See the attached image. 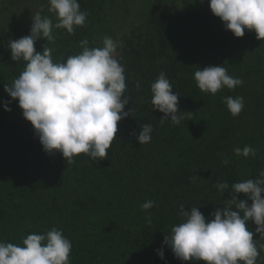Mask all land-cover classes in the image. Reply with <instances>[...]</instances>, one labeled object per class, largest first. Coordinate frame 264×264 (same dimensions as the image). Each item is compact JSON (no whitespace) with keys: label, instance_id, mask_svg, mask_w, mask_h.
<instances>
[{"label":"trees","instance_id":"16d2710c","mask_svg":"<svg viewBox=\"0 0 264 264\" xmlns=\"http://www.w3.org/2000/svg\"><path fill=\"white\" fill-rule=\"evenodd\" d=\"M184 1L151 11L143 25L117 40L130 98L125 111L133 109V116L118 124V140L103 160L81 155L68 165L61 153L43 150L18 101L4 91L25 62L11 59L8 42L15 33L0 37V241L22 244L28 234L56 227L72 243L71 264H204L178 260L164 238L181 222V204L186 210L200 208L210 219L233 195L218 191V181L231 188L264 170V41L247 30L236 38L211 12L208 0ZM79 3L88 13L86 27L57 37L51 46L56 62L80 53L84 39L90 47L101 46V35L94 31L125 0ZM12 30L25 33L19 26ZM43 47L35 44L37 51ZM209 66H224L242 86L215 96L202 92L194 73ZM161 71L180 95L179 110L185 113L179 125L161 124L163 113L153 110L151 84ZM228 96L244 98L237 117L223 102ZM145 123L153 125L152 140L140 145L136 135ZM245 146L256 149V156L234 154ZM237 198L247 199L243 194ZM149 200L156 206L142 210ZM255 226L249 224L253 231Z\"/></svg>","mask_w":264,"mask_h":264},{"label":"clouds","instance_id":"9594fccd","mask_svg":"<svg viewBox=\"0 0 264 264\" xmlns=\"http://www.w3.org/2000/svg\"><path fill=\"white\" fill-rule=\"evenodd\" d=\"M208 2L214 16L236 38H243L247 30L264 41V0ZM48 4L55 23L42 15L41 9L32 16L30 35L9 40L12 61L23 60L25 68L10 85L5 84L4 91L18 101L23 117L33 126L47 154L61 153L68 165L75 164L81 155L92 161L107 159L113 142L118 140V124L133 113V109L125 111L130 98L125 95V68L118 52L122 45L110 36L103 37L102 45L97 47H90L84 39L80 41V53L64 62L54 61V49L49 45L55 42V30L74 34L76 28L86 27L88 13L81 10L79 0H48ZM41 39L47 41L42 52L35 48ZM194 79L202 92L214 96L224 88L235 90L243 84L240 78L229 75L224 66L198 67ZM136 87L140 90L141 85L137 83ZM151 93L153 110L163 113L160 123L179 125L185 113L179 110L180 95L174 92L163 71L151 84ZM223 102L233 117L239 116L245 106L242 96L224 97ZM4 110L11 111L8 102ZM140 129L137 141L148 144L153 125L145 123ZM234 154L255 157L257 150L251 146L236 147ZM223 163L230 161L226 158ZM215 187L222 194L231 190L232 199L224 200V206L217 207L207 220L200 208L186 210L181 204V222L171 226L164 244L183 262L257 264L264 252V170L258 178L236 182L231 188L220 181ZM238 194L247 199L239 200ZM154 206L155 201L149 200L141 208L147 211ZM252 223L255 231L249 227ZM157 251L164 259V252ZM71 253V241L56 227L43 234H28L22 244L0 241V264H71Z\"/></svg>","mask_w":264,"mask_h":264},{"label":"rangeland","instance_id":"374dc122","mask_svg":"<svg viewBox=\"0 0 264 264\" xmlns=\"http://www.w3.org/2000/svg\"><path fill=\"white\" fill-rule=\"evenodd\" d=\"M172 1L176 4L185 2L184 0H125V3H119L109 10L106 17L101 20L100 25L94 31V35H98L97 37L101 35L102 39L105 36H110L114 40H118L127 34L131 28L139 24L143 25L146 15L151 11L160 13L167 9V5ZM48 7V0H0V37L5 33H15L16 39L30 35L32 16L41 9L43 10L41 14L49 16L55 23V16L48 12ZM14 26H19L25 33L19 35L14 32L12 30ZM63 34L65 35L67 32L65 30H55V41L58 36ZM36 44L45 46L47 41L41 39ZM53 44H50L49 47ZM257 264H264V252L260 253Z\"/></svg>","mask_w":264,"mask_h":264}]
</instances>
